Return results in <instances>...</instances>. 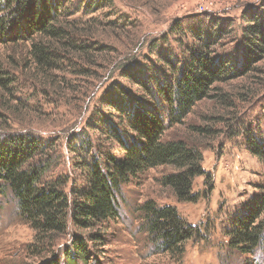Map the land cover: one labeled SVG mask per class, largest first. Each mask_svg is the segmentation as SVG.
<instances>
[{
    "label": "rangeland",
    "instance_id": "1",
    "mask_svg": "<svg viewBox=\"0 0 264 264\" xmlns=\"http://www.w3.org/2000/svg\"><path fill=\"white\" fill-rule=\"evenodd\" d=\"M58 12L57 23L75 37L71 44L43 34L27 40L31 33L23 32L17 41L0 39V132L38 136L44 152L35 162L48 163L47 179L69 178L68 190L83 183L74 166V157H87L80 146L88 137L95 144L102 139L93 128L97 117L118 123L110 98L128 95L137 102L148 95L137 76L165 84V74L205 50L225 70L179 122L162 96L152 101L165 139H183L203 151L211 177L195 179L199 200L179 202L162 184L175 171L172 165L148 169L122 188L119 219L104 226L103 244L90 246L87 262L78 264H264V213L248 216L255 205L264 206V162L246 146L249 136L264 142V0H68ZM249 24L259 32L246 31ZM39 39L60 55L49 65L31 51V41ZM149 199L176 206L197 228L183 254L163 250L149 236L139 211ZM244 220L262 230L251 250L250 242H229L235 223ZM75 231L71 223L38 254L31 246L35 230L20 215L18 201L9 189L0 194V264H66Z\"/></svg>",
    "mask_w": 264,
    "mask_h": 264
},
{
    "label": "trees",
    "instance_id": "2",
    "mask_svg": "<svg viewBox=\"0 0 264 264\" xmlns=\"http://www.w3.org/2000/svg\"><path fill=\"white\" fill-rule=\"evenodd\" d=\"M67 2L0 0V39L17 41L23 32L31 33L27 40L43 34L51 41L67 39L66 42L71 44L75 37L57 23L59 7ZM250 19L260 21L254 16ZM259 30L257 25L250 24L246 29L254 35ZM30 46L40 63L49 65L52 57L60 56L57 52L54 55L41 39L31 41ZM223 68L205 50L187 57L179 71L175 69L173 74H165L162 77L165 84L152 76L147 78L149 82L145 81L144 75L137 76L138 83L149 92L148 95L137 96V102L128 95L118 94L110 98L115 109L112 115L118 123L104 114V119L97 117L93 128L100 131L102 139L95 144L88 137L80 146L79 153L85 151L87 157L82 154L74 157V166L81 169L83 183L73 184L70 190L67 188L69 178L47 179L48 163L35 162L44 152L38 136L29 132H0V194L9 189L18 201L20 215L35 230V241L31 246L36 247L38 254L50 250L72 223L77 231L73 234L71 247H66L65 262L86 263L90 246L98 247L106 239L104 226L108 229V224L120 217L118 198L122 188L150 168L172 165L175 171L164 175L162 184L173 190L179 202L199 200V194L194 192L195 179L211 177L203 167V151L183 139H165L166 126L152 101L156 95L162 96L170 104L171 119L174 123L179 122L207 96V90L225 72ZM246 138L249 152L264 162V142L250 136ZM115 149H118L117 153ZM139 211L149 236L171 254H183L185 242L197 232L176 206L160 205L149 199L140 205ZM262 213L264 206L257 204L248 216L253 220ZM233 227L230 243L238 246L250 242V250L260 243L262 230L257 229L260 226H252L244 220L236 222ZM53 260L59 264V260ZM94 264L102 262L96 259Z\"/></svg>",
    "mask_w": 264,
    "mask_h": 264
}]
</instances>
